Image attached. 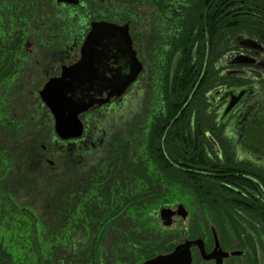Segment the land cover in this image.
I'll return each mask as SVG.
<instances>
[{
	"label": "flooded vegetation",
	"instance_id": "obj_1",
	"mask_svg": "<svg viewBox=\"0 0 264 264\" xmlns=\"http://www.w3.org/2000/svg\"><path fill=\"white\" fill-rule=\"evenodd\" d=\"M180 5L186 8L182 21L176 11ZM211 8L213 17L207 18ZM245 15L250 24L239 22ZM102 22L127 26L140 70L122 96L79 114L81 136L63 139L43 91L81 59L93 25ZM181 25H216V32L193 48V66L185 65L187 71L178 74L181 54L187 61L190 49L175 48ZM223 25L264 28V0H0V170L7 173L0 186L7 184L13 191L16 171L24 172L27 182L33 175V186L40 185L37 176L60 179L58 187L71 172L78 186L83 174L97 178L95 171L119 148L122 195V141L128 140L139 171L157 174L176 168L203 174V187L211 180L235 190L239 197L233 199L234 209L242 211V218L236 217L241 225L247 219L246 232L240 237L238 220L231 229L225 227L207 204L198 209L189 195L186 201L164 200L162 207L183 204L188 211L187 217L175 215L165 226L153 193L131 200L156 206L150 213L134 207L118 216L120 239L115 246L104 244L109 258L102 264H138L140 252L157 244L159 228L167 248L151 251V257L197 239L210 253L218 238L224 251L241 252L226 257L224 264L236 258L252 264L253 246L245 237L260 231L264 217V37L238 33L226 44ZM245 39L255 42L246 46ZM241 56L250 63H235ZM157 182L171 187L158 177L147 185L154 188ZM142 220L150 222L143 226ZM260 232L264 264V226ZM191 253L192 264H216L202 256L198 245Z\"/></svg>",
	"mask_w": 264,
	"mask_h": 264
},
{
	"label": "trees",
	"instance_id": "obj_2",
	"mask_svg": "<svg viewBox=\"0 0 264 264\" xmlns=\"http://www.w3.org/2000/svg\"><path fill=\"white\" fill-rule=\"evenodd\" d=\"M185 9L184 5H180L176 10L180 13V21L183 20L182 12ZM211 11L212 8L207 18L213 17ZM243 21L244 24H250L247 15L239 18V22ZM181 26L182 38L187 40L180 38L175 48L190 49L187 61L181 54L178 74L187 71L185 65L193 66V48L204 44L207 35L213 38L216 32V25H207V28L204 25ZM238 33L263 38L264 28L256 25L222 26V38L226 44ZM192 79H189L190 89L194 86ZM177 99L176 93L175 100ZM134 149L133 143L122 141V195L118 185L121 178L119 148H116V153L111 155L109 161L103 162L95 171L97 178L91 179L83 174L78 186L73 184L71 172L62 178V182H66L64 186L58 187L56 182L60 179L44 180V177L37 176L40 185L33 186L37 182L33 175H29L30 182H27L23 177L24 172L16 171L13 191L7 184L0 186V264H102L106 256L109 258L104 244L115 246L120 239L118 216L124 209L130 212L134 207L141 208L143 214L150 213L151 208L156 206L131 200L151 197L153 193H157L159 198V209L164 200H182L179 196L186 194L194 200L198 209L207 204L214 217L225 227L231 229L237 220L240 222L238 218H242V211L236 212L234 209L236 204L233 199L239 197L235 190L221 187L211 180L203 187V174L179 172L176 168L157 174L139 171L136 169ZM156 177L159 181L164 178L171 187L164 189L157 182L156 187L149 188L147 183L154 182ZM6 178L7 173L0 170V180L6 181ZM45 188L46 197L43 194ZM138 211L139 209L132 213ZM149 222L150 220L141 221L143 226ZM241 222L243 225L239 223L238 232L240 237L246 232L247 219L244 218ZM259 223L261 231L264 226L263 216ZM260 231L245 237L253 246L252 261L250 260L252 264H261L259 246L263 245V237ZM163 236L164 232L159 228L156 234L157 244L152 249H143L140 256L144 257V252L165 250L167 247L162 243ZM113 256L115 255L111 253V260Z\"/></svg>",
	"mask_w": 264,
	"mask_h": 264
},
{
	"label": "water",
	"instance_id": "obj_3",
	"mask_svg": "<svg viewBox=\"0 0 264 264\" xmlns=\"http://www.w3.org/2000/svg\"><path fill=\"white\" fill-rule=\"evenodd\" d=\"M254 42L245 39L242 44L250 46ZM235 63L249 64L250 60L247 56H241ZM139 70L140 63L133 50L127 26L106 22L93 25L83 46L81 59L66 68L62 76L52 80L43 91L47 104L56 116L57 133L63 139L81 136L83 124L79 114L122 96L136 79ZM159 213L165 226L173 223L175 215L183 218L188 215L183 204H179L177 209L162 207ZM193 245L201 248L205 259H215L216 264H224L226 257L241 253L224 251L218 238L210 253H206L201 239L186 240L172 252L158 254L142 264H192Z\"/></svg>",
	"mask_w": 264,
	"mask_h": 264
},
{
	"label": "rangeland",
	"instance_id": "obj_4",
	"mask_svg": "<svg viewBox=\"0 0 264 264\" xmlns=\"http://www.w3.org/2000/svg\"><path fill=\"white\" fill-rule=\"evenodd\" d=\"M123 118L124 117L122 115V119ZM134 119H135L134 117H132L131 119L129 118V120H134ZM179 198L186 201L187 200V195L185 194L183 196H179ZM144 254H145L144 257H140V258L137 257L138 264H140L144 259H147V258H149V257H151L153 255L152 253H148V252H144ZM133 264H137V263H133ZM233 264H244V263H242L239 258L238 259L236 258V259H234Z\"/></svg>",
	"mask_w": 264,
	"mask_h": 264
}]
</instances>
